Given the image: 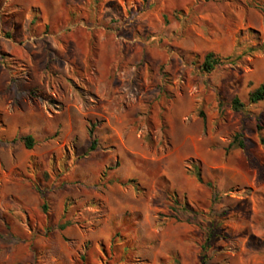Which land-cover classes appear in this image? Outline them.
Wrapping results in <instances>:
<instances>
[{
    "label": "rangeland",
    "instance_id": "rangeland-1",
    "mask_svg": "<svg viewBox=\"0 0 264 264\" xmlns=\"http://www.w3.org/2000/svg\"><path fill=\"white\" fill-rule=\"evenodd\" d=\"M263 80L264 0H0V264H264Z\"/></svg>",
    "mask_w": 264,
    "mask_h": 264
},
{
    "label": "trees",
    "instance_id": "trees-1",
    "mask_svg": "<svg viewBox=\"0 0 264 264\" xmlns=\"http://www.w3.org/2000/svg\"><path fill=\"white\" fill-rule=\"evenodd\" d=\"M222 59L220 57H217L214 52H209L206 54L204 62H203V68L208 71H212L215 69L218 63H220ZM249 99L251 102L257 103L259 101L264 100V80L263 82L253 91L250 92L249 94ZM234 105L236 108H240L244 105V103L240 100L239 97L234 98ZM260 128H262L260 126ZM89 133L91 137L93 138L92 144L90 149L95 150L97 148L98 144V139L94 136L95 135V129L94 126L89 129ZM240 138V135L236 136L235 142ZM262 142H264V137L262 138ZM34 145V137L32 135H28L26 137V146L28 148H32ZM238 145L241 147L245 146V142L243 140H240L238 142ZM198 178L200 181H203V178L199 172ZM206 258V257H205Z\"/></svg>",
    "mask_w": 264,
    "mask_h": 264
}]
</instances>
